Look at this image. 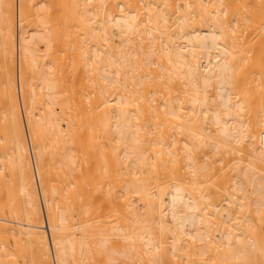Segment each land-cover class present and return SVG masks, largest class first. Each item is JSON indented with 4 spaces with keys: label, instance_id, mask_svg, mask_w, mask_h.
<instances>
[{
    "label": "bare ground",
    "instance_id": "1",
    "mask_svg": "<svg viewBox=\"0 0 264 264\" xmlns=\"http://www.w3.org/2000/svg\"><path fill=\"white\" fill-rule=\"evenodd\" d=\"M0 264H264V0H0Z\"/></svg>",
    "mask_w": 264,
    "mask_h": 264
},
{
    "label": "rangeland",
    "instance_id": "2",
    "mask_svg": "<svg viewBox=\"0 0 264 264\" xmlns=\"http://www.w3.org/2000/svg\"><path fill=\"white\" fill-rule=\"evenodd\" d=\"M88 5H90V4H88L87 1H86V7H87ZM75 30H76V33H78V32L80 31V29H78V28H77V29L75 28ZM86 31H87V30H86ZM61 34H64V33L61 32ZM86 41H87V38H86V33H85V43H86ZM18 90H19V89H18ZM17 92H18L17 94H18V96H19V91H17ZM22 112H23V111H22Z\"/></svg>",
    "mask_w": 264,
    "mask_h": 264
}]
</instances>
